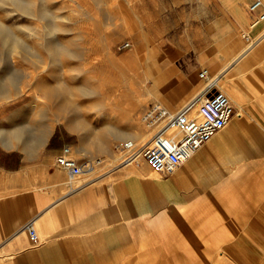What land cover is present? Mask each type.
Returning <instances> with one entry per match:
<instances>
[{
	"label": "crops",
	"instance_id": "crops-1",
	"mask_svg": "<svg viewBox=\"0 0 264 264\" xmlns=\"http://www.w3.org/2000/svg\"><path fill=\"white\" fill-rule=\"evenodd\" d=\"M209 1L226 21L211 22L217 37L231 28L251 38L264 33V21L256 23L248 9L253 0ZM243 43L242 51L227 60L218 56L213 67L221 69L218 89L236 114L168 176L143 163L69 181L55 157L63 146L83 156L70 144L0 152V264H228L226 255L252 263L264 234V36L249 49ZM198 65H171L170 94L160 96L176 106L193 93ZM180 135L167 134L166 146ZM257 208L263 218L252 216ZM28 222L38 233L36 244L24 229ZM251 223L255 238L234 241L235 226Z\"/></svg>",
	"mask_w": 264,
	"mask_h": 264
},
{
	"label": "rangeland",
	"instance_id": "rangeland-1",
	"mask_svg": "<svg viewBox=\"0 0 264 264\" xmlns=\"http://www.w3.org/2000/svg\"><path fill=\"white\" fill-rule=\"evenodd\" d=\"M216 16L209 0H0V26L6 36L19 41L0 46V128L4 129L0 152L34 153L32 132L49 121L54 123L46 146L72 145L83 156L71 157L93 165L92 171L85 172L88 180L121 167L123 157L115 146L127 140L140 146L153 134L142 122L150 103L179 109L203 86L198 77L201 69L216 75L221 70L213 68L218 56L227 60L245 48L243 33L231 28L217 37L212 32ZM218 20L226 23L222 16ZM172 41L175 48L170 47ZM124 42L129 46L119 49ZM131 58L137 67H124L121 83L105 92L106 77L96 72L97 63ZM195 60L200 63L192 77L196 90L172 106L160 96L170 94V69ZM146 63L153 66L154 76L161 77L159 84L146 76ZM222 84L220 81L219 86ZM73 116L81 123L71 129L67 122ZM17 127L25 129L29 144L6 148V135ZM80 178L84 177L77 181ZM262 210L255 209L252 216L257 213L263 218ZM253 225H236L234 241L249 243L255 238ZM261 240L248 264H264V234ZM221 253L230 252L221 249ZM222 258L228 264L245 262L229 255Z\"/></svg>",
	"mask_w": 264,
	"mask_h": 264
},
{
	"label": "built area",
	"instance_id": "built-area-1",
	"mask_svg": "<svg viewBox=\"0 0 264 264\" xmlns=\"http://www.w3.org/2000/svg\"><path fill=\"white\" fill-rule=\"evenodd\" d=\"M248 9L255 14L256 23L264 21V5L261 0L250 2ZM263 36L264 33L251 38L245 34L243 40L247 49L255 46ZM128 46L129 43L124 42L119 49ZM198 77L203 82L201 90L179 109L169 110L159 102L150 103L146 107L142 122L153 134L140 146L131 140L116 145V152L123 157L121 165L139 166L146 163L156 173L168 176L230 122L236 112L230 98L218 89L219 76L211 75L208 69L203 68ZM172 131H179L181 135L173 146L167 147L164 140ZM55 164L65 171L69 181L93 167L90 162L79 163L71 157L68 146L61 148L60 154L55 157ZM24 229L31 242L38 243L39 236L33 223H26Z\"/></svg>",
	"mask_w": 264,
	"mask_h": 264
},
{
	"label": "bare ground",
	"instance_id": "bare-ground-1",
	"mask_svg": "<svg viewBox=\"0 0 264 264\" xmlns=\"http://www.w3.org/2000/svg\"><path fill=\"white\" fill-rule=\"evenodd\" d=\"M18 42H19L18 40L14 39V38H9L8 36H6L2 27L0 26V46L5 45V44L6 45L7 44H17ZM129 65H131L133 68H136L137 63H136L135 59L131 58L129 61L108 59L106 61H99L97 63L96 72L98 71L99 73H104L105 77H106L105 78L106 79V81H105L106 82L105 92L107 90L113 91L117 87V85H119L121 83L120 72L124 67H127ZM145 74H146V76H148V71H146ZM102 78H103V76H102ZM105 79H103V80H105ZM129 83L131 85L129 86L127 84L129 86L128 89L131 90V89H133V83H132V81H130ZM223 84H224V81H223ZM225 92H227V91H225ZM148 93L150 94V91H148ZM34 101L35 100H33L32 103H34ZM77 119H79V118L73 116V118L67 122L68 128L72 129L75 126H79L81 122L76 121ZM53 123L47 121L46 123L42 124L41 128L38 129L37 132H32L31 137L33 138V141H31V147H32V149H34V151H32V152L35 153L44 146L45 142L47 141V138L51 134V130L53 128ZM22 126H24V125H22ZM3 134H4V129L0 128V136ZM27 138H29V137L26 134L25 129H22L21 127H17L15 130H12V132H10L9 134L6 135V139L4 140L3 145L6 148H12L15 146V143H18V144L22 145L23 147H26L27 144H29V141ZM242 147L245 148V145H243ZM91 168H93V167L91 166ZM88 169H90V168H88ZM253 243H254V241H253Z\"/></svg>",
	"mask_w": 264,
	"mask_h": 264
}]
</instances>
